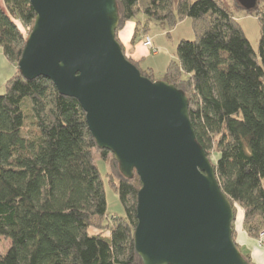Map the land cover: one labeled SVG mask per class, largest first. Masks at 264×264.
Instances as JSON below:
<instances>
[{
  "label": "trees",
  "instance_id": "1",
  "mask_svg": "<svg viewBox=\"0 0 264 264\" xmlns=\"http://www.w3.org/2000/svg\"><path fill=\"white\" fill-rule=\"evenodd\" d=\"M120 24L143 14L176 25L190 17L194 40L182 39L163 80L189 97L197 140L213 163L246 231L264 229V12L258 53L221 0H117ZM259 3V1H258ZM30 0H0V52L21 58L32 25ZM121 43V42H120ZM122 45V43H121ZM124 50V47H123ZM125 52V51H124ZM128 57V56H127ZM146 77L156 81L152 69ZM111 155L124 216L106 221L108 204L95 152ZM115 175V176H114ZM141 181L125 177L99 149L80 102L47 78L16 74L0 95V236L11 245L0 264H143L134 244ZM235 237V230L233 233ZM235 239V238H234ZM241 250V249H240ZM243 256L252 264L249 253Z\"/></svg>",
  "mask_w": 264,
  "mask_h": 264
},
{
  "label": "water",
  "instance_id": "2",
  "mask_svg": "<svg viewBox=\"0 0 264 264\" xmlns=\"http://www.w3.org/2000/svg\"><path fill=\"white\" fill-rule=\"evenodd\" d=\"M253 9L259 0H239ZM18 69L76 98L99 149L140 177L134 244L143 264H252L236 243L234 206L197 140L189 97L128 59L117 0H30Z\"/></svg>",
  "mask_w": 264,
  "mask_h": 264
},
{
  "label": "rangeland",
  "instance_id": "3",
  "mask_svg": "<svg viewBox=\"0 0 264 264\" xmlns=\"http://www.w3.org/2000/svg\"><path fill=\"white\" fill-rule=\"evenodd\" d=\"M221 1L233 13L235 18L239 20L254 50L258 53V44L261 36V23L259 16L256 13L248 14L246 10L239 6V0ZM258 6L260 11L264 12V0H259ZM133 21H135L133 44L142 43L147 40L145 37L149 36L154 41V46L159 50L157 54H153V52L148 49L149 54L141 61V63L139 62L140 67L144 70L152 69L156 78L155 80H163L169 63L177 60V47L179 42L182 39L194 40L196 38V32L193 28L192 19L190 17H186L185 19L178 21L176 25L171 26L167 22L155 20H148L147 22V17L141 14L137 18L133 19ZM128 22L129 21L125 23L121 30L125 28ZM19 24L22 31L28 36L33 28V24L28 26L22 25L21 23ZM122 47H124L125 54L129 58L133 59L131 51L129 49L127 50L123 44ZM17 68L16 63L8 60L4 53L0 52V95L6 92L7 82L16 74ZM95 156L97 165L104 180L108 204L106 221L108 222L113 216H124L125 207L115 188V182H118V179H114L113 177L114 171L112 170L110 164L111 155H109L108 158H103L101 153L96 151ZM239 207L240 206L237 204L236 211ZM250 237L257 241L260 245H264V240L260 238L259 233L255 236L250 235ZM10 245L11 240L9 238L0 236V256L7 252Z\"/></svg>",
  "mask_w": 264,
  "mask_h": 264
},
{
  "label": "crops",
  "instance_id": "4",
  "mask_svg": "<svg viewBox=\"0 0 264 264\" xmlns=\"http://www.w3.org/2000/svg\"><path fill=\"white\" fill-rule=\"evenodd\" d=\"M134 33L135 21L131 20L123 30L119 31L118 37L126 49L131 51L133 59L141 63V61L148 56L149 50L143 45V42L133 44ZM234 230L236 232L235 241L239 248L243 252L250 254L254 264H264V245H260L257 241L252 239L246 231L244 226V211L241 207L236 211Z\"/></svg>",
  "mask_w": 264,
  "mask_h": 264
},
{
  "label": "built area",
  "instance_id": "5",
  "mask_svg": "<svg viewBox=\"0 0 264 264\" xmlns=\"http://www.w3.org/2000/svg\"><path fill=\"white\" fill-rule=\"evenodd\" d=\"M145 38H147V40L143 41V45L146 48L150 49L153 52V54H157L159 52V50L154 46L152 38L149 36H147ZM259 235H260V238L262 240H264V229L262 231H260Z\"/></svg>",
  "mask_w": 264,
  "mask_h": 264
}]
</instances>
